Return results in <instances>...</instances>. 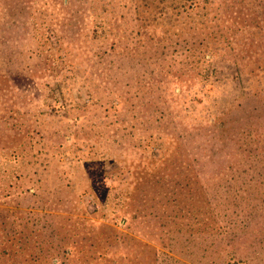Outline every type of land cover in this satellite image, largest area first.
Segmentation results:
<instances>
[{
  "label": "rangeland",
  "instance_id": "obj_1",
  "mask_svg": "<svg viewBox=\"0 0 264 264\" xmlns=\"http://www.w3.org/2000/svg\"><path fill=\"white\" fill-rule=\"evenodd\" d=\"M186 1L190 4V0L175 2ZM198 2L197 6L169 12L176 17L170 22L163 20L169 14L166 9L163 17L162 12L159 14V7L163 6L159 0H0V75L8 78L32 69L41 70L48 59L52 61L43 52L46 42L40 40L42 34H49L50 46L57 47L54 35L61 33L72 42L71 56H75L72 61L78 59L84 45L82 40L91 44L87 31L95 24L93 11L113 18L119 28L128 25L133 32L129 49L122 55L101 57L106 49L102 46L98 52L91 49L88 57L78 59L87 67L93 66L88 73L98 78V91L91 88L99 100L96 105L83 106L85 101L88 103V87L81 89L79 83L70 94L77 109L58 117L35 118L43 98V88L39 87L40 90L31 88L25 94L32 104L22 106L23 120L20 118L14 125L9 116L0 115V149L18 148L25 134L33 137L32 142L17 149L29 154L15 168L20 179L13 178L17 174L13 169L6 174L0 172V250L5 255L16 252L14 258L2 262L49 264L51 260L60 261L64 249L71 252L64 260L67 264H88L100 258L104 264L225 262L223 247L216 243L220 237L211 230L212 212L208 207L214 195L211 178L216 170L226 169L225 172L234 173L229 174L225 185L236 187L256 177L264 181V75L259 68L264 66V47L246 55L239 54L236 45H231L232 50L222 51L232 60L241 57L240 62L245 65L244 58L254 57V53L259 61H249L245 70L251 76H247V81L236 87L231 82L220 85L221 90L227 89L220 99L225 104L221 115L189 103L183 120L189 126L186 127L175 116V110L170 109L171 115L164 113L165 108L154 99L162 93L159 80L165 77V72L185 74V68L196 57L207 54L205 50L212 48L213 36L209 35L217 33L218 20L229 15L224 9L234 1ZM103 5L114 6L108 16L102 13ZM80 32L88 33L87 37L80 36ZM226 37L220 41L226 43ZM125 44L123 41L118 45L116 52L123 50ZM135 46H139L137 50ZM144 82L151 86L150 91L142 87ZM114 94L123 97L122 104L120 99H114ZM141 97L145 99L139 101ZM168 108H173L171 102ZM151 135L164 138L161 149L154 150L155 155L146 160L151 166L150 173L142 176L144 167L136 169V175L129 176V180L135 178L134 182L124 191L118 190L119 198L128 201L126 208L107 216L97 199L100 195L97 186H101L106 174L112 176V169L102 166L103 172H107H101L96 179L101 159L135 152L141 141ZM62 142H66L65 147L81 145V152L91 148L90 160L96 163L87 169L74 163L69 168L70 174H63L56 159ZM254 145L261 161L245 162ZM76 155H80L79 150ZM238 169L240 177L234 180ZM118 178L124 179L121 173ZM261 188L252 189L250 194L264 198ZM232 190L241 192L240 187ZM214 193L226 196L222 188ZM229 200L235 201V195L231 194ZM79 207L82 211L78 214ZM259 264H264V258Z\"/></svg>",
  "mask_w": 264,
  "mask_h": 264
},
{
  "label": "trees",
  "instance_id": "obj_2",
  "mask_svg": "<svg viewBox=\"0 0 264 264\" xmlns=\"http://www.w3.org/2000/svg\"><path fill=\"white\" fill-rule=\"evenodd\" d=\"M161 1L163 6L162 8L159 7V14L161 15L162 12V17L164 15V9H166L165 11L167 14L176 9L181 8L185 10L187 6L194 7L193 5L197 6L199 4V0H190V4H188L187 1L183 4H181V2H175L176 0H159V2ZM231 1L234 2H231L227 7L224 6V10H226L229 15H223L221 19L218 20L219 25L217 26L220 27L219 30L217 29V33L214 31V34L212 32L209 35V37L212 35L213 38L211 41L212 48L205 50L208 55L200 54L201 57H196V60L185 68V74H176V71L165 72V77L158 82L159 89H162V93L160 92V95L154 97V99L158 101V106L161 105L164 107V113L166 112L169 115L173 114L170 109L175 110V116L179 118L184 126H186V124L183 123V120L189 108V103H193L194 108L202 105L209 108V111H213L216 116L221 115L224 112L222 110L224 109L223 105L225 104H222L220 99L223 93H226L227 89L221 90L220 85H228V82H231L233 83L232 87H236L237 84H240L243 80L247 81V76H251L250 73H247L245 70L249 61H259L256 57V53H254V57L250 55L251 57L244 58L246 65L244 62H240L241 57L239 58L236 56L239 60H232L229 59V57L224 56L226 53L222 54V51L226 50V48L232 50L231 45H236L238 53L244 54L245 52L244 55L253 52L254 49L256 51L259 50L260 46L264 47L262 44V37L264 36V0ZM113 8V5H103L102 13L108 16L109 11L113 10ZM93 14L95 17V24H93L90 31H87L91 35V44L89 40H82V44L84 45L81 48L82 52L78 59L88 57L91 49H97L96 52H98L102 46H105L106 49L104 54H101V57L105 54H108L111 57L118 54L122 55L126 49H129L128 44L131 42L130 34L132 35L133 32L129 30V26L127 25L125 28H119L118 25L113 23V18L109 19L106 16L102 17L100 13L94 11L92 12V15ZM72 15L73 14H69L68 17H71ZM260 18H263V21L260 20ZM175 19L176 17L174 13H169L163 20H169L171 22ZM223 29L224 31L222 32ZM80 33V36H86V34H88L86 32V34L83 32ZM224 35H227L225 40L226 43L220 41V38L224 37ZM139 36H141L140 33ZM54 37L58 43L57 47L50 46L49 42L51 37L49 34H42L40 37L41 41L43 39V42H46L43 45L44 54L52 59V61L50 59L47 60L48 62L47 65H45V68H42L41 70L32 69L29 70L28 73L16 75L13 78L0 75V94L5 93L0 95V115H3L4 117L9 116L8 119L13 120L14 125L18 123L20 118H22V120L24 118L25 113L22 110V106L26 103L32 104L30 96L25 95L28 90H31V88L37 90L39 87L43 88L42 102L36 110L37 115L35 114V118H46L51 116L58 117L60 114L67 115L72 109H77L75 106L76 103L70 94L73 89H76V86L79 83L81 89L85 90V88L88 87L86 96L88 103L86 104L85 101L83 103L84 107H91L99 102V100L96 99L98 97H96L95 93L92 91V89H96V91L99 89V84L97 82L98 78L95 79L88 73L93 69V66L87 67L78 59L72 61V57H75L74 55L71 56L73 50L70 43L72 42H69L64 38L61 33L55 34ZM123 41L126 42L125 46L122 47L124 49L122 50L120 48V50L116 52V48L118 45L122 44ZM90 45H93L94 47L91 48ZM138 47L135 46L134 49ZM220 49H222L221 52ZM259 68L262 71L261 74L264 75V66H259ZM143 86L146 90H151L149 84H145L144 82L142 87ZM68 87L70 88L69 90H67ZM175 89H178V93H175ZM17 90L20 91L19 94H17ZM112 99L113 96L110 100ZM114 99H117V101L120 99L122 104V96L115 95ZM144 99L145 97H141L139 98V101ZM43 100L45 101L43 102ZM170 102L173 105V108H168ZM145 103L146 101L142 102L140 105H144ZM107 106V111H110L112 109L111 106H109L108 103ZM163 116L165 115L163 114L162 117ZM79 119L80 118L78 117L75 118L76 122H78ZM1 122H3L2 119ZM5 124L9 125V122H5ZM61 124L62 123H59V125ZM15 127L19 128L18 126ZM60 128L62 127L60 126ZM7 131L8 129H6V132ZM257 136L253 135V137L256 138ZM162 138L164 137L162 136ZM162 138L158 135H151L141 141V144L135 152H131L130 154L124 153L123 156H113L114 158L112 156L105 159L102 158L101 160L103 163L101 165L97 164L98 167L95 171L96 179L100 177L101 172H103L102 166L104 168L106 166H111L112 169V176L109 175L110 177H107V170L103 172L106 174V177H103L104 180L102 181L101 186H97V192L100 195L99 198H96L99 199L100 207L104 210L107 216L118 214L126 208L128 201L124 198H119L118 190L128 188L127 185L134 182L135 178L129 180V176H131V174L133 176L136 175V173H134L136 169L144 167L145 172L140 173L142 176L150 173L149 167L151 166H149L146 160H149V157L155 155L153 152L154 150L161 149ZM32 139L33 137H28L27 134L21 136L22 142L20 146L23 148L28 141L32 142ZM239 141L240 140L238 139V142ZM173 143L174 142H172V144ZM65 145L66 142L59 144L60 148H57L62 150L58 152L56 158L57 164L62 169L63 174H70L69 168L74 163H78L83 169L84 167L85 169L90 168L96 163L92 159L90 160L89 154L91 148L86 152H81V145H78L76 148H74L73 145L68 147H65ZM243 145L245 147L246 144L243 142ZM20 146L18 148L7 146L5 149H0V172L2 174L8 173L11 169L15 171L16 166L21 163L20 161L29 157L28 152L17 151V149H21ZM254 146L255 149L252 152H247L246 159H244L247 161L245 162L251 161L253 163H258L261 161L259 158V152H255L257 147L256 145ZM89 147H92V145ZM239 147L242 148V142H240ZM78 150L80 155H76ZM138 164L140 165L138 166ZM229 166L232 167V165ZM225 171L226 169L216 170L215 175L211 178L214 195L208 205V207H210L209 210L212 212V233L213 235L220 237L218 240L216 239V243L219 246H222L224 250L223 257L225 258V262H223V264H259V260H263L264 258V198L254 196L250 194V192L252 189H256V187H262L261 189L264 191V181L260 182L257 177L248 179V182L236 186L241 188L239 194L238 191L232 190L236 187L229 186L228 184L225 185L226 182L224 181L229 179V174L234 173L233 171ZM244 171L245 173H248L249 170ZM15 172L17 174L14 175L13 178L18 177L19 180L20 176H18V172ZM240 172L241 169H238V171L235 172L234 180H236V177H240ZM119 173L123 175V180H119ZM256 175L257 174L254 173V176ZM258 177H260V175H258ZM262 177L264 178V175ZM13 178L11 176V179ZM93 181L95 182V180ZM132 186L133 184L130 188ZM218 188L224 189L226 194L225 197H223L224 193H221V195L214 193ZM123 191L121 194H123ZM231 194L235 195L236 198L233 202L229 200ZM76 211L79 214L82 210L79 207ZM228 212L230 214H227ZM189 233L192 235L194 234L191 230H189ZM5 254L4 250H0V258L4 256V258L0 259V264H5V262H2L3 259L8 261L16 256V252L7 253V255ZM70 254V249H64L63 258H61L62 260H51L49 264H67L64 260H67V257ZM103 261L104 259L100 258L95 262L93 261L88 264H104ZM108 264L111 263L109 262Z\"/></svg>",
  "mask_w": 264,
  "mask_h": 264
}]
</instances>
